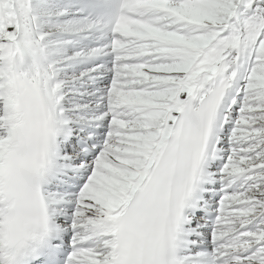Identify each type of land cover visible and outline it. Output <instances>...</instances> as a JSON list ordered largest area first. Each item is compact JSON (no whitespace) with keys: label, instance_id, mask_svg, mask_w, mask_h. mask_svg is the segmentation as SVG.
I'll use <instances>...</instances> for the list:
<instances>
[{"label":"snow or ice","instance_id":"6c2138e0","mask_svg":"<svg viewBox=\"0 0 264 264\" xmlns=\"http://www.w3.org/2000/svg\"><path fill=\"white\" fill-rule=\"evenodd\" d=\"M0 264H264V0H0Z\"/></svg>","mask_w":264,"mask_h":264}]
</instances>
